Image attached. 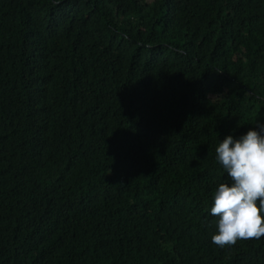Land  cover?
Returning <instances> with one entry per match:
<instances>
[{"label": "trees", "instance_id": "16d2710c", "mask_svg": "<svg viewBox=\"0 0 264 264\" xmlns=\"http://www.w3.org/2000/svg\"><path fill=\"white\" fill-rule=\"evenodd\" d=\"M257 124L264 0H0V264H264L211 239Z\"/></svg>", "mask_w": 264, "mask_h": 264}, {"label": "clouds", "instance_id": "9594fccd", "mask_svg": "<svg viewBox=\"0 0 264 264\" xmlns=\"http://www.w3.org/2000/svg\"><path fill=\"white\" fill-rule=\"evenodd\" d=\"M257 128L239 138L229 135L215 149L228 178L214 191L211 207L218 217L211 239L219 247L264 236V125Z\"/></svg>", "mask_w": 264, "mask_h": 264}]
</instances>
